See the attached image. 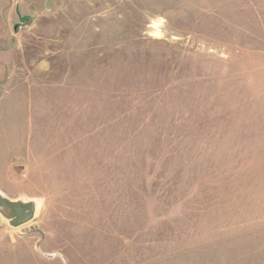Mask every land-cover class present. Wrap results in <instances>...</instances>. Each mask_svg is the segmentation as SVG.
I'll return each instance as SVG.
<instances>
[{
  "label": "rangeland",
  "instance_id": "obj_1",
  "mask_svg": "<svg viewBox=\"0 0 264 264\" xmlns=\"http://www.w3.org/2000/svg\"><path fill=\"white\" fill-rule=\"evenodd\" d=\"M0 264H264V0H0Z\"/></svg>",
  "mask_w": 264,
  "mask_h": 264
},
{
  "label": "water",
  "instance_id": "obj_2",
  "mask_svg": "<svg viewBox=\"0 0 264 264\" xmlns=\"http://www.w3.org/2000/svg\"><path fill=\"white\" fill-rule=\"evenodd\" d=\"M34 208V204H22L0 196V213L11 219L10 225L13 227L27 223L32 218Z\"/></svg>",
  "mask_w": 264,
  "mask_h": 264
},
{
  "label": "bare ground",
  "instance_id": "obj_3",
  "mask_svg": "<svg viewBox=\"0 0 264 264\" xmlns=\"http://www.w3.org/2000/svg\"><path fill=\"white\" fill-rule=\"evenodd\" d=\"M2 211H5V210H2Z\"/></svg>",
  "mask_w": 264,
  "mask_h": 264
}]
</instances>
